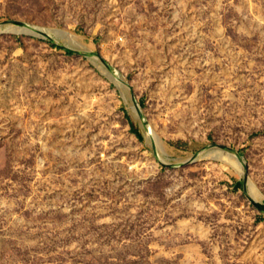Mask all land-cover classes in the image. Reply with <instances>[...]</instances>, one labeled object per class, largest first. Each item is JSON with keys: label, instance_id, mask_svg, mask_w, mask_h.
I'll return each instance as SVG.
<instances>
[{"label": "rangeland", "instance_id": "1", "mask_svg": "<svg viewBox=\"0 0 264 264\" xmlns=\"http://www.w3.org/2000/svg\"><path fill=\"white\" fill-rule=\"evenodd\" d=\"M0 264H264V0H0Z\"/></svg>", "mask_w": 264, "mask_h": 264}, {"label": "bare ground", "instance_id": "2", "mask_svg": "<svg viewBox=\"0 0 264 264\" xmlns=\"http://www.w3.org/2000/svg\"><path fill=\"white\" fill-rule=\"evenodd\" d=\"M14 26V25H13ZM8 27V26H7ZM6 29V28H5ZM17 29H19V30H22V29H25V26L23 27V26H18V28ZM45 30H47L50 34H56V35H61L58 31H56L55 29H45ZM66 36H67V42H68V44L69 45H71V46H73V47H76V48H78V47H80L81 45L80 44H78L75 40H73V38L75 37V35H73V34H70V33H67L66 34ZM54 37V36H53ZM146 136V135H145ZM147 137V136H146ZM145 137V138H146ZM240 162V161H239Z\"/></svg>", "mask_w": 264, "mask_h": 264}, {"label": "water", "instance_id": "3", "mask_svg": "<svg viewBox=\"0 0 264 264\" xmlns=\"http://www.w3.org/2000/svg\"><path fill=\"white\" fill-rule=\"evenodd\" d=\"M38 28V27H37ZM56 31H58L61 35H66L67 34V32L66 31H64V30H61V29H55ZM21 31H30V32H34L35 30L34 29H32V28H30V27H28V26H26L25 27V29H22ZM45 32H48L47 30H45ZM49 33V32H48ZM50 34V33H49ZM88 55V54H87Z\"/></svg>", "mask_w": 264, "mask_h": 264}, {"label": "trees", "instance_id": "4", "mask_svg": "<svg viewBox=\"0 0 264 264\" xmlns=\"http://www.w3.org/2000/svg\"><path fill=\"white\" fill-rule=\"evenodd\" d=\"M70 52H72V50H69ZM133 126V125H132Z\"/></svg>", "mask_w": 264, "mask_h": 264}]
</instances>
